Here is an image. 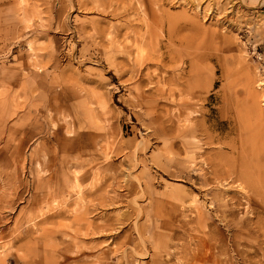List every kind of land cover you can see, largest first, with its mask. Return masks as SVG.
I'll return each mask as SVG.
<instances>
[{"label":"rangeland","instance_id":"1","mask_svg":"<svg viewBox=\"0 0 264 264\" xmlns=\"http://www.w3.org/2000/svg\"><path fill=\"white\" fill-rule=\"evenodd\" d=\"M255 108L264 0H0V264H264Z\"/></svg>","mask_w":264,"mask_h":264},{"label":"bare ground","instance_id":"2","mask_svg":"<svg viewBox=\"0 0 264 264\" xmlns=\"http://www.w3.org/2000/svg\"><path fill=\"white\" fill-rule=\"evenodd\" d=\"M135 6H136V4H135ZM132 9V8H131ZM134 9V8H133ZM135 11V10H134ZM242 111H239V113H238V125H239V129L241 128V129H248L249 131L251 130L252 131V133L254 134V131L256 132L255 134H254V137L256 136V140L257 139H259L260 140V142L262 141V140H264V113H262L260 110H259V108L257 109V108H255L254 110H253V114H252V116L256 119V121H255V125H254V127L252 128V125H251V123H250V121H249V119L246 117V115H244L243 113H241ZM232 119H234V118H232ZM230 120V119H229ZM206 122V121H205ZM216 123V129H217V139H218V142L223 146V147H225L226 148V146H227V148L229 149V151H230V153L232 154L233 152H234V149H235V143L233 142V141H228V140H226V136H227V134L230 132L229 130L230 129H234L233 128V126H232V124H231V122L230 121H225V120H223V119H219L217 122H215ZM198 126H201V125H199L198 124ZM204 126V125H203ZM242 126H243V128H242ZM202 127V126H201ZM247 127V128H246ZM203 128H205V127H203ZM195 129V128H194ZM241 131V130H240ZM241 136V135H240ZM228 137V136H227ZM247 139H248V137H246V139H244V141H247ZM255 141V140H254ZM241 142V141H240ZM242 142H243V140H242ZM247 143V142H246ZM254 146V145H253ZM237 148V147H236ZM243 148H244V146H243ZM240 150V149H239ZM236 156V155H235ZM231 158H232V156H229L228 158L225 156V155H223L222 153H219V156H218V158H217V160H216V169H223V167L224 166H229L228 167V169H224V171H225V173L227 174V175H230V173H235V174H237V177L240 175H244V173H245V171L243 172L242 171V169H241V167L240 166H242V165H239V164H237L236 162L234 163V161H232L231 160ZM242 159V158H241ZM240 159V160H241ZM244 161V160H243ZM240 163V162H239ZM257 163V162H256ZM241 164H243V162L241 161ZM246 165H247V163H246ZM245 166V165H244ZM247 167H248V165H247ZM246 167V168H247ZM244 168V167H243ZM256 168H258V174H259V176L261 177V175L262 176H264V173H259V171H261L260 170V166L259 165H257L256 166ZM248 170H249V168H248ZM247 169H246V171H248ZM227 171V172H226ZM240 172H241V174H240ZM247 174V173H246ZM261 174V175H260ZM257 175V174H256ZM247 176H248V174H247ZM255 176V175H254ZM244 177V176H243ZM259 177V178H260ZM241 178H242V176H241ZM254 184V183H253ZM258 186H260V185H258ZM252 187V186H251ZM257 187V186H256ZM253 188H255V185H254V187Z\"/></svg>","mask_w":264,"mask_h":264}]
</instances>
